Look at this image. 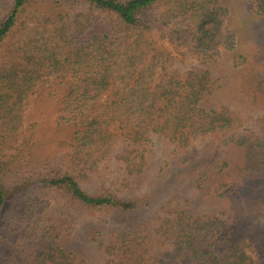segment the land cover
Returning <instances> with one entry per match:
<instances>
[{"label": "trees", "instance_id": "16d2710c", "mask_svg": "<svg viewBox=\"0 0 264 264\" xmlns=\"http://www.w3.org/2000/svg\"><path fill=\"white\" fill-rule=\"evenodd\" d=\"M244 1L264 21V0ZM232 2L0 0V237L14 195L31 191L21 219L41 241L32 260L6 264H87L64 245L80 221L60 228L43 219L45 193L53 190L81 212L102 211L115 226H130L113 227L106 241L97 229L83 233L102 264L254 262L249 249H264V222L239 239L221 211L208 210L230 201L238 220L264 216V48L237 43ZM166 43L199 65L171 69ZM222 64L230 65L225 79L217 73ZM46 87L58 101L69 151L39 173L24 165L10 186L28 188L11 196L8 157L32 147L33 135H22L24 118ZM255 111L256 127H247ZM157 135L172 154L211 140L225 158L192 174L191 201L174 195L145 220L151 203L140 191Z\"/></svg>", "mask_w": 264, "mask_h": 264}, {"label": "rangeland", "instance_id": "374dc122", "mask_svg": "<svg viewBox=\"0 0 264 264\" xmlns=\"http://www.w3.org/2000/svg\"><path fill=\"white\" fill-rule=\"evenodd\" d=\"M229 21L240 46L249 50H255L257 47L264 48V21L246 9L244 0H233ZM165 46H169L168 62H170L171 69L184 73L199 65L194 54L183 49H175L173 44ZM228 66L230 65H219L217 73L220 78L225 79L230 76ZM258 112L249 113V121L245 123L247 127H256L255 121ZM58 117V101L50 96L47 87L40 89L31 97L30 106L26 110L24 118L22 135L26 134L29 137L33 135L31 139L33 144L31 148L24 146L23 152L20 153L21 156L8 157L12 162L11 170L5 181L6 191L9 195L13 196L16 189L21 188L25 191L28 188L26 184L10 186L12 179L18 176L24 165V170L28 169L27 171L30 173L33 171L39 173L41 170L43 171L45 165L56 167L66 160L65 154L69 151L67 145L69 135L67 130L57 126ZM153 144L149 170L144 176L140 191V195L143 198L146 197L151 203L145 220L150 219L156 211L163 207L165 201L174 195L181 197L183 201H191L190 197L195 195L192 174L200 173L203 169H207L225 158L224 149L212 146L211 140L178 154L171 153L168 143L161 136H155ZM11 152L17 153V148ZM30 192H27L23 199L21 196L14 195V199L6 211L4 218V224H6L0 237V264H6L7 259L27 258V260H32L41 247V241L30 234L31 230L27 227V222L23 218L21 219V213L28 205L26 197L28 198ZM45 195L47 203L43 213L44 221L53 223L60 228L66 227L68 223L74 225L72 228H75V221H80L77 223V230L65 238L64 245L73 249L80 257H84L87 264H102L103 260L93 245L88 243L87 238L83 239L84 232L97 229L106 235L104 236L106 241L113 227H116L118 231H130L129 225L115 226L112 218L102 211L81 212L70 204L61 192L53 190ZM204 207L206 206L204 205ZM208 210L221 211V216L230 221L234 234L239 239L244 237L248 239L250 233L256 230V226H261L264 222V216L257 211L255 219H236L234 204L230 201L223 202L220 207H209ZM12 215H15L16 218L10 220ZM249 253L254 261L252 264H264V249H257L253 246L249 249Z\"/></svg>", "mask_w": 264, "mask_h": 264}]
</instances>
